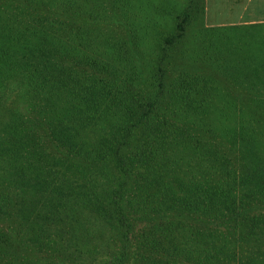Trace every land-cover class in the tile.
Masks as SVG:
<instances>
[{
    "label": "trees",
    "instance_id": "16d2710c",
    "mask_svg": "<svg viewBox=\"0 0 264 264\" xmlns=\"http://www.w3.org/2000/svg\"><path fill=\"white\" fill-rule=\"evenodd\" d=\"M168 1L0 0V264H264V25Z\"/></svg>",
    "mask_w": 264,
    "mask_h": 264
},
{
    "label": "crops",
    "instance_id": "0c3cea01",
    "mask_svg": "<svg viewBox=\"0 0 264 264\" xmlns=\"http://www.w3.org/2000/svg\"><path fill=\"white\" fill-rule=\"evenodd\" d=\"M208 19L213 20L211 28L220 26L264 25V0H205ZM223 17L216 18L219 9ZM215 14L210 16V13Z\"/></svg>",
    "mask_w": 264,
    "mask_h": 264
},
{
    "label": "rangeland",
    "instance_id": "374dc122",
    "mask_svg": "<svg viewBox=\"0 0 264 264\" xmlns=\"http://www.w3.org/2000/svg\"><path fill=\"white\" fill-rule=\"evenodd\" d=\"M171 1H176L175 5L177 6V9L174 12V16H181L183 15V11H185L186 8L191 7L192 5V1L193 0H169L168 4L171 3ZM195 3V6H193V19L190 21L189 25L187 26V33L181 43V46L183 48L186 47V45L190 44V42H192L197 35V33H199V35L201 36V29H203L205 26L207 27H211L210 24L213 22L212 18L208 19L209 15L207 14V9H206V4H205V0H195V2H193V4ZM169 6V5H168ZM204 10H205V14H204ZM219 13L217 14V19L218 18H222L223 17V11L220 8ZM171 14V13H170ZM215 14L210 13V16H214ZM205 22V23H204ZM167 25L163 26V27H159L161 34L163 35H167V34H171L174 29L171 30V28L175 25V22H173L172 20H167ZM235 25L232 26H220V27H216V28H225L229 29L230 27H234ZM171 30V31H170ZM241 31L245 32L244 29H240ZM230 31V30H229ZM170 32V33H169ZM231 32H234L233 30H231ZM99 262V260L97 261ZM79 264H84L87 262H78ZM77 263V264H78Z\"/></svg>",
    "mask_w": 264,
    "mask_h": 264
}]
</instances>
